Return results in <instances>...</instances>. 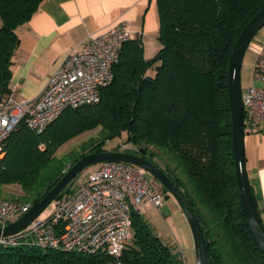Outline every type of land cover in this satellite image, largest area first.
Here are the masks:
<instances>
[{"label":"trees","instance_id":"trees-1","mask_svg":"<svg viewBox=\"0 0 264 264\" xmlns=\"http://www.w3.org/2000/svg\"><path fill=\"white\" fill-rule=\"evenodd\" d=\"M44 1L0 0V102L12 93L17 28ZM157 8L161 48L153 57H145L141 36L127 40L99 102L67 109L43 132L23 121L10 135L0 159V194L15 184L20 196L7 198L33 205L79 159L108 150V141L126 133L135 152L160 166L194 207L212 264H264L238 190L228 93L234 46L264 0H157ZM99 127L98 139L58 155L68 141ZM132 220L133 238L118 257L0 245V264H185L139 210Z\"/></svg>","mask_w":264,"mask_h":264},{"label":"built area","instance_id":"built-area-1","mask_svg":"<svg viewBox=\"0 0 264 264\" xmlns=\"http://www.w3.org/2000/svg\"><path fill=\"white\" fill-rule=\"evenodd\" d=\"M134 38L129 23L121 21L72 51L37 98L17 101L10 96L1 101L0 159L8 138L21 122L40 133L67 109L99 102L101 90L114 80V66L124 42ZM254 77L261 85L251 84L243 90L246 128L264 124V58L256 62ZM94 167L55 201L57 208L51 216L38 217L15 235L1 236L0 245L120 256L134 235L133 209L139 210L143 202L160 208L164 203L162 191L132 163L108 161ZM31 206L0 194V227L17 220Z\"/></svg>","mask_w":264,"mask_h":264},{"label":"crops","instance_id":"crops-1","mask_svg":"<svg viewBox=\"0 0 264 264\" xmlns=\"http://www.w3.org/2000/svg\"><path fill=\"white\" fill-rule=\"evenodd\" d=\"M121 21L129 23L135 38L142 37L146 58L158 52L161 44L155 39L160 27L157 0H45L32 18L17 28L20 43L12 65L11 97L17 101L37 98L51 74L72 51L84 47L92 35ZM260 58H264V26L243 58V90L259 82L255 80L254 68ZM245 150L251 187L264 222V124L246 128Z\"/></svg>","mask_w":264,"mask_h":264},{"label":"water","instance_id":"water-1","mask_svg":"<svg viewBox=\"0 0 264 264\" xmlns=\"http://www.w3.org/2000/svg\"><path fill=\"white\" fill-rule=\"evenodd\" d=\"M264 26V8L257 12L242 29L230 57L228 69V93L232 115L233 155L235 174L241 203L256 242L264 253V222L260 216L256 199L252 192L246 165V121L242 88V62L244 55L258 31ZM128 162L139 166L153 175L179 203L190 225L198 264H212L208 241L201 221L182 189L172 178L146 154L131 151L105 150L91 152L73 164L60 181L38 202L17 220L5 227H0V237H8L25 230L53 202L59 201L66 193L67 187L88 167L108 162Z\"/></svg>","mask_w":264,"mask_h":264},{"label":"rangeland","instance_id":"rangeland-1","mask_svg":"<svg viewBox=\"0 0 264 264\" xmlns=\"http://www.w3.org/2000/svg\"><path fill=\"white\" fill-rule=\"evenodd\" d=\"M155 39L159 41V32L156 34ZM160 42V41H159ZM154 73V69H150V74ZM246 73L243 77H246ZM260 82V81H259ZM256 82V86H260L261 82ZM101 136V128L95 130L86 131L70 141L64 144L58 151V155L62 156L74 149H80L84 145L89 144L94 139H98ZM126 133H123L121 137L108 141L105 144V148L108 150H114L112 148L119 147L121 151H136V148L130 143L126 142ZM91 146V145H90ZM89 146V148H91ZM94 166L88 167L83 170L77 178L74 179V183H79L85 176L94 169ZM145 177L154 182L158 188L162 191L163 205L160 208L154 206L151 202H143L138 208L143 216L150 222L156 232L159 234L165 244H170L172 249L176 250L183 258H185V264H198L193 234L190 225L185 217L179 203L168 192H165L160 182L150 173L145 171ZM1 194H5L9 197H19L20 187L18 185L4 186ZM56 202L51 203L39 216L46 219L56 211ZM176 242L179 244L177 245Z\"/></svg>","mask_w":264,"mask_h":264},{"label":"flooded vegetation","instance_id":"flooded-vegetation-1","mask_svg":"<svg viewBox=\"0 0 264 264\" xmlns=\"http://www.w3.org/2000/svg\"><path fill=\"white\" fill-rule=\"evenodd\" d=\"M140 154V153H139Z\"/></svg>","mask_w":264,"mask_h":264}]
</instances>
